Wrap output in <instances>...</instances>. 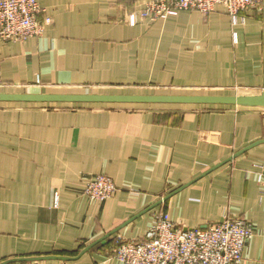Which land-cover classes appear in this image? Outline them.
<instances>
[{
    "label": "crops",
    "instance_id": "obj_1",
    "mask_svg": "<svg viewBox=\"0 0 264 264\" xmlns=\"http://www.w3.org/2000/svg\"><path fill=\"white\" fill-rule=\"evenodd\" d=\"M39 1L43 35L0 39V92H264V4L233 26L223 6L129 24L149 0ZM263 138L257 106L0 101V264H122L114 238L143 239L161 212L183 229L247 220L237 264H264V143L206 173ZM98 174L117 187L105 201L83 193ZM186 184L77 259L10 262L77 256Z\"/></svg>",
    "mask_w": 264,
    "mask_h": 264
},
{
    "label": "built area",
    "instance_id": "obj_2",
    "mask_svg": "<svg viewBox=\"0 0 264 264\" xmlns=\"http://www.w3.org/2000/svg\"><path fill=\"white\" fill-rule=\"evenodd\" d=\"M264 0H149L124 18L129 24L142 20L156 21L180 11H199L209 15L223 6L233 26L243 23L242 13L263 9ZM46 8L39 0H0V39L3 42L26 41L44 34L51 17L41 15ZM4 86L1 76L0 88ZM264 199V169H260ZM99 185L100 190L96 189ZM115 181L106 174L89 178L83 193L105 200L116 191ZM253 226L243 218L229 217L206 227L183 229L166 212L156 215L144 239L114 238V256L122 264H237L243 260L244 248L254 236Z\"/></svg>",
    "mask_w": 264,
    "mask_h": 264
},
{
    "label": "water",
    "instance_id": "obj_3",
    "mask_svg": "<svg viewBox=\"0 0 264 264\" xmlns=\"http://www.w3.org/2000/svg\"><path fill=\"white\" fill-rule=\"evenodd\" d=\"M0 101H23V102H65V103H149V104H221V105H243V106H257L264 107V92L258 94H143V93H14V92H0ZM264 143V138L253 142L245 148L234 153L229 158L223 160L206 173H209L224 164L232 161L234 158L245 153L254 146ZM198 179V178H197ZM193 180L192 182H194ZM191 182V183H192ZM189 183V184H191ZM186 184L177 190L171 192L161 200L157 201L147 209L143 210L136 216L132 217L128 222L106 234L104 237L96 240L90 245L86 246L77 256H59L49 255L34 258L13 259L12 261L28 260L34 261L39 259H60V260H74L81 257L88 252L92 247L102 242L106 238L118 232L129 222L135 220L142 214L158 207L165 202L172 195L179 192L186 187ZM7 263V262H5ZM3 263V264H5Z\"/></svg>",
    "mask_w": 264,
    "mask_h": 264
},
{
    "label": "rangeland",
    "instance_id": "obj_4",
    "mask_svg": "<svg viewBox=\"0 0 264 264\" xmlns=\"http://www.w3.org/2000/svg\"><path fill=\"white\" fill-rule=\"evenodd\" d=\"M51 21H52V19H51ZM36 83H37V84H41L40 81H37ZM160 94H161V93H160ZM167 94H168V93H167ZM58 103H65V102H58ZM107 176H109V175H107ZM109 177H111V176H109ZM111 178H112V177H111ZM112 179H113V178H112ZM113 180H114V179H113ZM96 189H97L98 192H99V190H100L99 185H96ZM114 192H115V191H114ZM114 192L111 194V193H110V190H109V192H107V195H109V196L111 195V197H112L113 194H114ZM111 197H109V198H111ZM90 198H91V197H90ZM109 198H107V199H109ZM92 199H93V198H92ZM107 199H105V200H107ZM94 200H98V199H94ZM105 200H99V201H105ZM237 218H238V217H237ZM155 220H156V217H155ZM155 220H154V222H155ZM154 222H153V223H154ZM153 223H152V224H153ZM152 224H151V225H152ZM151 225H150V226H151ZM150 226H149V227H150ZM147 230H148V229H147ZM146 232H147V231H146ZM145 236H146V234H145ZM145 236L143 237V239L145 238ZM247 243H248V242H247ZM111 257L116 258V257L114 256V251H112V255H111ZM116 259H117V258H116ZM117 260H118V259H117ZM120 262H121V261H120Z\"/></svg>",
    "mask_w": 264,
    "mask_h": 264
}]
</instances>
